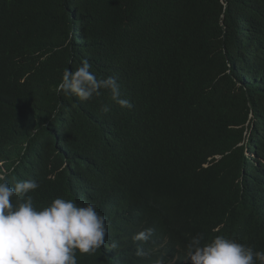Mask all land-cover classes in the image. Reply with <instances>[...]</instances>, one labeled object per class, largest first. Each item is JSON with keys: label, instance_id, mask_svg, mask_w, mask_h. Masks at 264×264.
<instances>
[{"label": "trees", "instance_id": "1", "mask_svg": "<svg viewBox=\"0 0 264 264\" xmlns=\"http://www.w3.org/2000/svg\"><path fill=\"white\" fill-rule=\"evenodd\" d=\"M83 60L133 107L58 93ZM0 176L37 180L38 209L96 203L105 245L77 264L264 251V0H0Z\"/></svg>", "mask_w": 264, "mask_h": 264}, {"label": "clouds", "instance_id": "2", "mask_svg": "<svg viewBox=\"0 0 264 264\" xmlns=\"http://www.w3.org/2000/svg\"><path fill=\"white\" fill-rule=\"evenodd\" d=\"M108 90L111 99L121 108L132 103L121 98L120 85L114 76L98 79L91 65L83 60L75 71H65L57 87L58 93L89 101ZM104 112L110 111L105 105ZM37 180L17 181L10 186L0 176V264H77V253L92 254L105 245L107 218L94 202L83 205L71 199L56 198L38 209L31 193L38 190ZM153 230L147 228L132 236L134 242H147ZM203 236L193 237L186 251L187 264H264V251L241 244L224 235H216L203 243ZM112 249L119 247L112 241ZM137 257L145 255L138 247Z\"/></svg>", "mask_w": 264, "mask_h": 264}]
</instances>
